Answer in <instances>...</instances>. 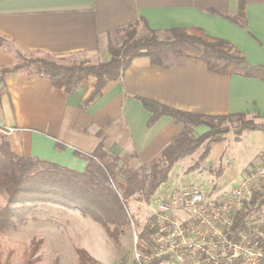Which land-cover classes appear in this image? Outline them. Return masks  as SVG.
<instances>
[{
  "label": "crops",
  "instance_id": "0c3cea01",
  "mask_svg": "<svg viewBox=\"0 0 264 264\" xmlns=\"http://www.w3.org/2000/svg\"><path fill=\"white\" fill-rule=\"evenodd\" d=\"M133 23L143 36L198 27L232 43L251 64L264 65V0H0V125L18 128L6 136L14 153L83 170L87 160L75 151L93 153L102 142L121 164L147 166L162 158L184 124L164 114L148 126L152 114L142 97L185 112H240L264 122V81L214 73L193 57L173 58L168 67L136 57L91 102L95 76L67 93L26 69L1 72L22 56L108 61L110 44H119L120 29ZM208 130L201 124L194 133Z\"/></svg>",
  "mask_w": 264,
  "mask_h": 264
},
{
  "label": "trees",
  "instance_id": "16d2710c",
  "mask_svg": "<svg viewBox=\"0 0 264 264\" xmlns=\"http://www.w3.org/2000/svg\"><path fill=\"white\" fill-rule=\"evenodd\" d=\"M139 25L140 23H133L120 29L126 38L120 45L110 44L111 58L108 61L67 62L22 56L21 62L4 67L1 72L4 76L26 69L47 77L56 88L67 93H73L82 82L95 76V90L87 98V102L101 94L109 81L118 80L133 60L141 56H148L153 64L163 67L172 65L170 60L173 58L193 57L204 62L214 73L256 77L264 81V65L251 64L232 43L211 36L201 28H173L166 37L160 38L155 31L139 36ZM3 41L0 38V43ZM141 101L152 114L148 126L164 114L184 124L183 130L164 149L162 158L144 167L121 164V158L105 151L101 142L93 153L75 151L76 155L87 160L83 170H76L39 157L18 155L11 150L7 137L0 136V192L6 196V203L0 206V231L15 230L31 219L36 220L38 214L43 212L42 206L60 205L79 210L82 215L98 222L118 244L124 229L134 223L128 200L138 193L139 199L150 202L156 194L163 191V185L169 181L179 160L205 143V148L194 165L200 167L201 162L209 155L212 143L225 140L232 129L237 138L246 130H260L264 133V122L248 119L247 113H190L149 98L142 97ZM228 119L237 120L238 124L231 128L224 124ZM201 124L208 125L209 130L197 136L194 128ZM212 172L220 177L227 172V167L220 164ZM253 203H264V193L256 195ZM247 215L248 209L240 213L236 218V228L244 227ZM154 227L150 217L139 230V244L142 249V241L148 240ZM39 247L40 240L34 237L23 253L21 264H37ZM76 253V264H100L85 248L77 247ZM11 256L12 253L5 254L0 248V264H14ZM53 264H60L59 259L56 258Z\"/></svg>",
  "mask_w": 264,
  "mask_h": 264
},
{
  "label": "built area",
  "instance_id": "2783aa9c",
  "mask_svg": "<svg viewBox=\"0 0 264 264\" xmlns=\"http://www.w3.org/2000/svg\"><path fill=\"white\" fill-rule=\"evenodd\" d=\"M18 128L0 125L1 135ZM264 160L249 167L237 184L217 194L200 187L167 186L147 203L154 229L140 247L134 232V264H264ZM248 209L244 227L236 218ZM132 224H134L132 222Z\"/></svg>",
  "mask_w": 264,
  "mask_h": 264
},
{
  "label": "rangeland",
  "instance_id": "374dc122",
  "mask_svg": "<svg viewBox=\"0 0 264 264\" xmlns=\"http://www.w3.org/2000/svg\"><path fill=\"white\" fill-rule=\"evenodd\" d=\"M157 35L163 38L162 34ZM122 37V41L117 45L122 44L126 38L125 33ZM247 118L261 121L254 115ZM224 124L234 128L238 121L228 119ZM204 148L205 143L192 154L179 160L170 174L169 181L163 187L194 186L209 194H217L230 188L237 184L246 168L258 166L264 160V133L260 130H246L237 138L232 129L225 140L212 143L209 155L201 162L200 167H194ZM220 164L227 167V172L218 177L212 171ZM138 197L136 193L128 200L134 224L124 229L118 244L98 222L82 215L79 210L60 205H45L36 220L31 219L15 230L0 231V248L5 254L12 253L14 264H21L24 251L35 237L40 240L37 264H53L56 258L60 264H76L77 247L88 250L100 264H134L131 261L134 232L138 234L150 218L147 203ZM5 203L6 196L0 192V206Z\"/></svg>",
  "mask_w": 264,
  "mask_h": 264
}]
</instances>
